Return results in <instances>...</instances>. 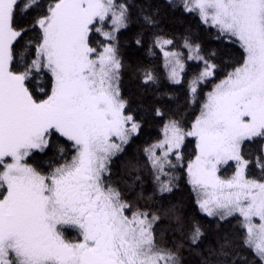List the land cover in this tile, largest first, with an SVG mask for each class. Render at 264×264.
Here are the masks:
<instances>
[{
  "label": "snow or ice",
  "instance_id": "snow-or-ice-1",
  "mask_svg": "<svg viewBox=\"0 0 264 264\" xmlns=\"http://www.w3.org/2000/svg\"><path fill=\"white\" fill-rule=\"evenodd\" d=\"M39 3L0 0V264H181L184 239L174 247L158 242L157 210L128 200L111 183L113 157L141 128L120 91L124 64L116 34L131 22L129 5L123 0H48L42 15L27 27L18 25L21 12ZM182 7L238 43L242 62L214 85L190 128L171 118L164 122L161 137L144 149L152 193L145 197L141 177L132 178L133 185L141 184L137 201L172 193L176 170L184 169L200 211L217 221L237 217L244 246L264 264V162L258 161L259 178L250 177V162L242 155L245 142H264V0H183ZM141 16L146 25H157L152 15ZM29 31L37 37L25 43V52L31 50L25 59L17 47ZM172 44L155 36L168 79L180 83L184 62L182 53L167 47ZM183 46L188 59L204 63L190 85L195 103L199 84L213 77L216 65L188 38ZM141 79L146 85L157 83L147 69ZM155 114L164 115L159 108ZM189 137L195 152L186 162ZM60 138L69 142L72 155L46 172L33 166L36 154ZM57 151L64 157L62 145ZM230 161L235 172L223 178L221 165ZM174 218V231L190 245L201 242L198 222ZM230 245L225 238L210 257H227Z\"/></svg>",
  "mask_w": 264,
  "mask_h": 264
},
{
  "label": "trees",
  "instance_id": "trees-1",
  "mask_svg": "<svg viewBox=\"0 0 264 264\" xmlns=\"http://www.w3.org/2000/svg\"><path fill=\"white\" fill-rule=\"evenodd\" d=\"M123 2L129 5L131 22L127 29H122L116 34L117 47L124 64L120 91L122 97L128 101L127 110L139 121L141 128L139 134L133 136L124 146V150L113 157L111 183L119 188L128 200L157 210V214L161 217L156 226L158 242L167 247H174L177 241L184 239V247L179 250L181 264H205L206 260H210L212 264H216L218 260H227V264H233V261L234 264H262L254 251L244 246V230L240 227L237 217L217 221L200 211L184 169L176 170L177 187L172 193L165 197L153 196L152 200L147 202L137 201L141 184L137 181L133 185L132 179L139 175L145 197L152 193V175L145 164L144 149L161 137V128L169 118L180 121L185 128L191 127L214 85L242 62V49L238 43L226 40L215 28L204 24L196 13L186 12L182 7L183 0H172L171 4L169 0H123ZM47 3L48 0H40L39 6L29 13L21 12L17 17V24L27 27L36 16L43 14ZM141 12L152 15L157 25L155 27L146 25ZM156 35L172 39L171 49L181 50L184 57L188 55V51L183 43L185 38H188L191 43L200 46L201 54L205 59L216 65L213 77L199 84L195 103L191 102L190 84L203 70V62L187 61L181 82L172 83L168 79L163 55L160 49L154 46ZM94 36L96 40H103V37L99 35L94 34ZM36 37L35 31L26 33L22 42L18 41L17 55L24 53L25 59H28L31 50L25 52V43L29 40L34 42ZM138 37L141 39L139 45L135 42ZM146 69L156 76L157 83L146 85L142 82V73ZM43 83H48L47 77L44 78ZM157 108L164 113L163 116L155 114ZM59 145L64 147V157H61L57 151ZM194 152V139H187L184 148L186 162L194 158ZM71 155L72 149L69 142L60 138L53 142L46 152L37 153L31 162L33 166L46 172ZM242 155L250 162L246 175L259 178L261 169L258 161L264 162V142L259 140L245 142ZM234 172L235 163L230 162L221 169L220 175L227 178ZM168 209L172 211L165 214ZM176 215L189 225L193 222L200 224L204 236L199 244L190 245L186 238H182L180 233L174 231ZM225 238L231 242L230 247L225 249L229 255L210 257V250L219 252Z\"/></svg>",
  "mask_w": 264,
  "mask_h": 264
},
{
  "label": "rangeland",
  "instance_id": "rangeland-1",
  "mask_svg": "<svg viewBox=\"0 0 264 264\" xmlns=\"http://www.w3.org/2000/svg\"><path fill=\"white\" fill-rule=\"evenodd\" d=\"M168 48H170L171 49V47L170 46H167ZM187 49V48H186ZM172 50H175V49H172ZM175 51H178V52H180V53H182V57H181V59L183 60V62H184V69H185V67H186V65H187V61H195V62H203V61H196V60H191V59H188V55H189V50L187 49V51H188V55L186 54V57H184V53L181 51V50H175ZM163 55V54H162ZM164 58V57H163ZM164 64H165V59H164ZM203 65H204V63H203ZM204 68V67H203ZM166 70H167V74H168V69L166 68ZM183 73V72H182ZM182 73L180 74L181 75V78H182ZM171 81V80H170ZM172 82V81H171ZM173 83V82H172ZM191 85V84H190ZM199 87V86H198ZM198 90V89H197ZM213 90V89H212ZM211 90V91H212ZM210 91V92H211ZM207 98V97H206ZM187 139H193V138H191V137H189V138H187ZM186 139V140H187ZM230 162H232V161H230ZM229 162V163H230ZM235 163V162H234ZM226 165H221V169L223 168V167H225ZM220 174V173H219ZM231 177V176H230ZM230 177H227V178H230Z\"/></svg>",
  "mask_w": 264,
  "mask_h": 264
},
{
  "label": "flooded vegetation",
  "instance_id": "flooded-vegetation-1",
  "mask_svg": "<svg viewBox=\"0 0 264 264\" xmlns=\"http://www.w3.org/2000/svg\"><path fill=\"white\" fill-rule=\"evenodd\" d=\"M67 236H68V238L71 239V240H75V239H77V236H76L75 233H68Z\"/></svg>",
  "mask_w": 264,
  "mask_h": 264
}]
</instances>
